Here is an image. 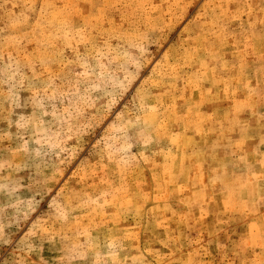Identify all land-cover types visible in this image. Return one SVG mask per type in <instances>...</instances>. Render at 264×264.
Returning <instances> with one entry per match:
<instances>
[{
    "label": "rangeland",
    "instance_id": "374dc122",
    "mask_svg": "<svg viewBox=\"0 0 264 264\" xmlns=\"http://www.w3.org/2000/svg\"><path fill=\"white\" fill-rule=\"evenodd\" d=\"M0 264H264V0H0Z\"/></svg>",
    "mask_w": 264,
    "mask_h": 264
}]
</instances>
